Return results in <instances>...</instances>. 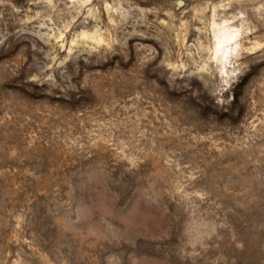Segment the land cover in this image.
I'll return each mask as SVG.
<instances>
[{
    "label": "rangeland",
    "instance_id": "obj_1",
    "mask_svg": "<svg viewBox=\"0 0 264 264\" xmlns=\"http://www.w3.org/2000/svg\"><path fill=\"white\" fill-rule=\"evenodd\" d=\"M0 264H264V0H0Z\"/></svg>",
    "mask_w": 264,
    "mask_h": 264
},
{
    "label": "water",
    "instance_id": "obj_2",
    "mask_svg": "<svg viewBox=\"0 0 264 264\" xmlns=\"http://www.w3.org/2000/svg\"><path fill=\"white\" fill-rule=\"evenodd\" d=\"M179 6H182L183 5V3L182 2H179V4H178Z\"/></svg>",
    "mask_w": 264,
    "mask_h": 264
}]
</instances>
